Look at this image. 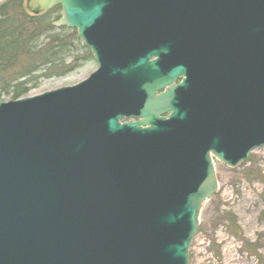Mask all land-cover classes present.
<instances>
[{
    "label": "water",
    "instance_id": "obj_1",
    "mask_svg": "<svg viewBox=\"0 0 264 264\" xmlns=\"http://www.w3.org/2000/svg\"><path fill=\"white\" fill-rule=\"evenodd\" d=\"M27 4L60 6L97 70L0 103V264H188L213 160L264 146V0Z\"/></svg>",
    "mask_w": 264,
    "mask_h": 264
},
{
    "label": "rangeland",
    "instance_id": "obj_2",
    "mask_svg": "<svg viewBox=\"0 0 264 264\" xmlns=\"http://www.w3.org/2000/svg\"><path fill=\"white\" fill-rule=\"evenodd\" d=\"M27 1L0 0L2 10L1 7L7 3L9 6L20 4L18 10L11 12L12 17H0V22L20 24L38 19L41 22V17L44 22L59 18V11L32 14L27 9ZM42 37L28 43L27 47L37 51L46 44L47 50V36L43 34ZM61 37V46L54 47L52 57L57 62L46 66L39 65L33 53L23 57L22 53L17 55V50L8 45L12 51L8 58L13 55L15 59L12 67H5L9 70L4 72V80L0 81V103L12 101L14 88L20 83L26 82L29 89L21 98L33 97L72 87L97 69L90 52L79 40L68 47L65 46L68 39L63 35ZM72 61L75 64L67 69ZM33 66L37 67L33 73L11 83L23 70L29 71ZM10 83V87L6 88ZM214 171L217 190L200 210L198 231L188 250V264H264V146L253 150L246 161L234 168L214 161Z\"/></svg>",
    "mask_w": 264,
    "mask_h": 264
},
{
    "label": "trees",
    "instance_id": "obj_3",
    "mask_svg": "<svg viewBox=\"0 0 264 264\" xmlns=\"http://www.w3.org/2000/svg\"><path fill=\"white\" fill-rule=\"evenodd\" d=\"M0 9V17L1 18H10L12 17L11 12L18 10L20 8V4H17L16 6H9V3L2 6ZM59 8L54 9L53 11H58ZM52 11V12H53ZM25 20H28V18L23 17ZM41 22H39V19L36 20V22H23L20 24H4L0 22V81L4 80V72L8 71L9 69H5L8 65L12 67V62L14 61L15 57L12 58L13 55H11V58H8L10 55L9 53H12V51L8 48V45L11 46V48H15L17 50V55L19 53H22L23 57L24 55H32V53L35 56V59L39 61V65L46 66V64L50 63H56L57 61L52 59L54 56V47L60 48L61 46V35L65 36L64 38H67V44L65 46H71L73 43L78 42V38L76 36L75 31L69 30L66 28H58L55 29L52 27V23L55 21L46 20L45 22L43 17L40 18ZM39 25V26H38ZM32 28V30H30ZM69 31V32H68ZM57 32V33H56ZM68 32V34L66 33ZM43 34H46V43H48V49L46 50V44L43 45L39 50L37 51H31L30 49L32 47H27L28 43H34L39 38H43ZM19 50V51H18ZM14 53V52H13ZM75 64V61H72L69 63V68ZM37 67L33 66L29 71L23 70L22 73L17 75L14 79L11 80V83L16 82L19 79H23L27 77L29 74L33 73ZM10 84H7V87H10ZM27 83H20L14 88L13 91V100H17L21 98L22 96L26 95L28 92V88L26 87Z\"/></svg>",
    "mask_w": 264,
    "mask_h": 264
},
{
    "label": "bare ground",
    "instance_id": "obj_4",
    "mask_svg": "<svg viewBox=\"0 0 264 264\" xmlns=\"http://www.w3.org/2000/svg\"><path fill=\"white\" fill-rule=\"evenodd\" d=\"M60 7V6H59ZM61 8V7H60ZM215 48H217L218 47V45H217V42H215L214 43V45H213ZM84 81V80H83ZM83 81H81V82H83ZM80 82V83H81ZM79 84V83H78ZM78 84H76V85H78ZM75 86V85H74ZM173 87H176L177 85H172ZM143 88H141V92L139 91V93H141V95H139L140 96V99H143L142 97L144 96L145 97V95H144V92H147V90H148V88L147 87H145V86H142ZM164 88H166V91L165 92H161V93H159L158 94V92H156L155 93V96L156 97H158V96H161V95H164L165 94V98L162 100V102L165 104V103H167L168 101H171V100H180V99H183L182 97L185 95L184 94V92H181V90L179 89V90H177V91H174V92H167L168 90H169V86H165ZM163 88V89H164ZM167 94V95H166ZM147 99L146 98H144V101H146ZM170 116V113H164V114H162V115H160V118L161 119H167L168 117ZM142 119V118H141ZM140 119H134V118H130V119H122V118H119L118 119V123L120 124V125H124V124H131V123H135V122H138ZM146 129V128H145ZM249 156V155H248ZM213 164V167H214V163H212ZM222 165H224V164H222ZM225 166V165H224ZM227 167V166H226ZM214 174H215V171H214ZM199 214H200V212H199ZM198 218H199V215H198ZM197 231H198V228H197ZM197 233V232H196ZM196 233H195V235H196ZM194 235V236H195ZM194 236H193V238H194ZM193 238H192V240H193ZM192 240H191V242H192ZM191 242H190V245H191ZM190 245H189V248H190Z\"/></svg>",
    "mask_w": 264,
    "mask_h": 264
},
{
    "label": "flooded vegetation",
    "instance_id": "obj_5",
    "mask_svg": "<svg viewBox=\"0 0 264 264\" xmlns=\"http://www.w3.org/2000/svg\"><path fill=\"white\" fill-rule=\"evenodd\" d=\"M26 5H27V9H28V4L26 3ZM44 13H45V12H44ZM44 13H42V14H44ZM39 15H40V14H39ZM182 79H183V78H181V79H177V80L173 83V85H177V86H178V85L180 84V82H181ZM165 91H166V88L161 89V90L158 91V94L161 93V92L163 93V92H165ZM129 119H130V118H129Z\"/></svg>",
    "mask_w": 264,
    "mask_h": 264
}]
</instances>
